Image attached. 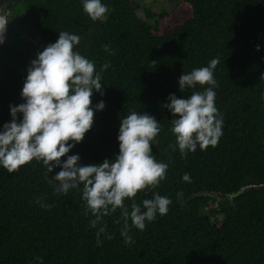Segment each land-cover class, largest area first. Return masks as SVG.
I'll list each match as a JSON object with an SVG mask.
<instances>
[{
    "label": "trees",
    "instance_id": "16d2710c",
    "mask_svg": "<svg viewBox=\"0 0 264 264\" xmlns=\"http://www.w3.org/2000/svg\"><path fill=\"white\" fill-rule=\"evenodd\" d=\"M101 2L109 10L104 22L84 13L83 0L5 1L0 129L11 122L10 106L25 102L21 91L31 61L61 31L77 35L75 50L97 71L105 62L111 66L102 73L103 95L91 97L94 109L101 101L105 107L94 113L92 128L67 155H78L81 166L111 161L119 154L120 120L131 111L155 117L161 132L152 153L168 168L153 191L171 199L169 211L142 232L132 229L134 243L126 246L118 210L103 218L106 230L98 246L100 225L92 228L95 217L84 214L83 185L54 194L42 163L34 160L11 174L0 167V264H264V189L228 197L243 186L264 184V0H182L189 18L163 30L158 23L165 12L150 24L154 15L145 10L144 20L137 17L136 0ZM24 30L37 38L29 53L21 50ZM213 58L220 61L214 91L223 134L216 147L198 146L181 158L169 147L175 144L173 117L164 105L173 94L189 98L192 90L181 93L179 77ZM60 170L54 168L49 179ZM185 173L191 183L183 181ZM152 194L139 192L135 202ZM125 203L130 211L131 202Z\"/></svg>",
    "mask_w": 264,
    "mask_h": 264
},
{
    "label": "clouds",
    "instance_id": "9594fccd",
    "mask_svg": "<svg viewBox=\"0 0 264 264\" xmlns=\"http://www.w3.org/2000/svg\"><path fill=\"white\" fill-rule=\"evenodd\" d=\"M83 11L93 22H104L109 10L101 0H83ZM5 28L6 22L0 19V44L4 42ZM79 43V36L61 31L58 40L44 47L31 61L21 91L25 102L10 106L11 122L0 129V167L11 174L34 160L42 163L45 179L54 188V194L66 195L83 185L84 214L95 217L90 221L92 228L100 225L97 245L106 230L103 218L119 210L120 219L116 223L123 221L120 235L127 246L134 243L129 235L132 229L144 231L158 215H166L172 203L170 198L153 191L166 179L168 168L152 153L153 144L159 143L161 125L153 116L131 111L120 120L119 154L113 160L81 166L78 155H67L92 128L94 113L105 107L101 101L94 109L91 97L94 92L103 95L102 73L111 66L105 62L97 71L93 61L75 50ZM103 48L110 55L115 54L108 45ZM256 50L259 51V46ZM219 62V58H213L208 66L183 73L178 80L179 90L181 93L192 90L189 98L178 99L173 94L164 105L173 117L170 131L175 144L169 147L178 149L181 158L194 153L198 146L200 150L216 147L223 134V117L215 106L214 91L217 87L214 70ZM198 86L207 87L196 91ZM18 113L22 114L19 122ZM62 157L67 158L62 161ZM57 167L61 170L49 179L48 174ZM182 179L191 183L188 173ZM144 191H152V198L137 204L135 197ZM182 197L183 192H178L177 198ZM126 200L131 202L130 211ZM41 207L50 209L52 205Z\"/></svg>",
    "mask_w": 264,
    "mask_h": 264
},
{
    "label": "rangeland",
    "instance_id": "374dc122",
    "mask_svg": "<svg viewBox=\"0 0 264 264\" xmlns=\"http://www.w3.org/2000/svg\"><path fill=\"white\" fill-rule=\"evenodd\" d=\"M139 7L135 11L137 17L144 20L145 19V10L150 11L154 18L147 20L148 23L152 24L159 18V15L162 12H165L164 16L158 23V28L160 30L166 29L173 25L179 24L182 21L186 20L190 16V9L180 4L182 0H136ZM6 10L1 8V17L4 21ZM2 31V29H0ZM37 41L35 35L29 31H23L21 34V50L29 53L32 45Z\"/></svg>",
    "mask_w": 264,
    "mask_h": 264
},
{
    "label": "water",
    "instance_id": "95a60500",
    "mask_svg": "<svg viewBox=\"0 0 264 264\" xmlns=\"http://www.w3.org/2000/svg\"><path fill=\"white\" fill-rule=\"evenodd\" d=\"M5 1L6 0H0V17H1V8L2 7L4 8L3 4L5 3ZM248 189L262 190V189H264V184H257V185L250 184V185L243 186L238 191H236L235 193L228 194V197L231 198V197L236 196V195L240 194L241 192H244Z\"/></svg>",
    "mask_w": 264,
    "mask_h": 264
}]
</instances>
